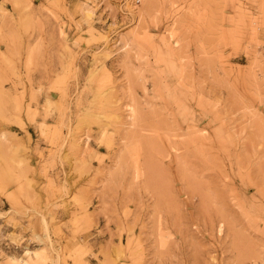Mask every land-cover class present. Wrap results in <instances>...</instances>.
Listing matches in <instances>:
<instances>
[{
	"label": "rangeland",
	"instance_id": "1",
	"mask_svg": "<svg viewBox=\"0 0 264 264\" xmlns=\"http://www.w3.org/2000/svg\"><path fill=\"white\" fill-rule=\"evenodd\" d=\"M0 264H264V0H0Z\"/></svg>",
	"mask_w": 264,
	"mask_h": 264
}]
</instances>
